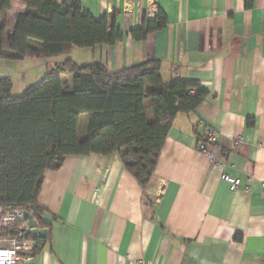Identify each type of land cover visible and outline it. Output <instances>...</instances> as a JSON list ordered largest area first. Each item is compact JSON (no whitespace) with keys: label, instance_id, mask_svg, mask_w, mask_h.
<instances>
[{"label":"crops","instance_id":"1","mask_svg":"<svg viewBox=\"0 0 264 264\" xmlns=\"http://www.w3.org/2000/svg\"><path fill=\"white\" fill-rule=\"evenodd\" d=\"M77 1L95 19L113 15L122 39L73 48L75 63L101 61L116 71L159 60L165 84L186 81L207 94L194 112L174 118L145 189L117 153L67 156L59 169L44 171L38 205L49 236L17 264H262L264 0ZM24 8V0L12 1L10 23ZM159 10L164 26L134 41L130 32ZM6 56L0 60L13 61ZM17 75L0 73L13 96L30 85ZM201 143L213 158L199 151ZM214 162L240 179L234 192Z\"/></svg>","mask_w":264,"mask_h":264},{"label":"trees","instance_id":"2","mask_svg":"<svg viewBox=\"0 0 264 264\" xmlns=\"http://www.w3.org/2000/svg\"><path fill=\"white\" fill-rule=\"evenodd\" d=\"M12 1L0 0V57L7 50L12 60L49 62L38 84L18 96L11 94L10 78H0V207H23L47 227L38 205L43 173L59 169L67 156L117 153L145 189L174 118L194 112L206 91L186 81L165 84L159 60L116 71L101 61L78 65L70 57L73 48L122 39L113 15L95 19L77 0H24L23 12L10 23ZM165 22L159 10L130 35L143 41Z\"/></svg>","mask_w":264,"mask_h":264},{"label":"built area","instance_id":"3","mask_svg":"<svg viewBox=\"0 0 264 264\" xmlns=\"http://www.w3.org/2000/svg\"><path fill=\"white\" fill-rule=\"evenodd\" d=\"M208 139L214 141L210 132H208ZM198 149L203 154L213 158L205 144L201 143ZM214 168L219 171L220 178L228 183L229 190L234 192L240 184V179L227 175L224 172L225 166L221 162H214ZM25 211L28 210L17 206L0 207V264L25 262L33 257L35 251L40 249L42 245L41 239L34 238L29 234L27 221L23 220ZM26 235H30L32 238L27 239L25 238ZM262 253V264H264V245ZM141 264L155 263L146 261Z\"/></svg>","mask_w":264,"mask_h":264},{"label":"rangeland","instance_id":"4","mask_svg":"<svg viewBox=\"0 0 264 264\" xmlns=\"http://www.w3.org/2000/svg\"><path fill=\"white\" fill-rule=\"evenodd\" d=\"M79 54H80L79 50L75 52L76 57L80 56ZM3 60L4 59L0 60V73L3 69L5 70L7 68H9V70H14L16 72L17 70H20V73H22V76L18 77L17 75L16 79L18 81L26 82L25 84H30V85H24L22 83L24 87L25 86H35L38 84V82L40 81V79L42 78L45 72V61H47L46 59L36 58V57H31V58L28 57V58H25V60H23L22 62L19 61L22 64H19V62H17L16 60H13L12 62L11 61L7 62ZM76 60L77 62H79V59H76ZM20 77H22V80L20 79ZM30 80H33V81H30ZM14 91H16V89ZM79 135H80V138L83 137L82 133H80Z\"/></svg>","mask_w":264,"mask_h":264},{"label":"water","instance_id":"5","mask_svg":"<svg viewBox=\"0 0 264 264\" xmlns=\"http://www.w3.org/2000/svg\"><path fill=\"white\" fill-rule=\"evenodd\" d=\"M23 220L27 221L29 234L37 239L44 240L48 237V228L41 227L29 211L23 213Z\"/></svg>","mask_w":264,"mask_h":264}]
</instances>
